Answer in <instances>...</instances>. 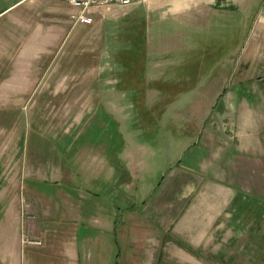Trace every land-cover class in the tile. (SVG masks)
<instances>
[{
    "label": "rangeland",
    "instance_id": "1",
    "mask_svg": "<svg viewBox=\"0 0 264 264\" xmlns=\"http://www.w3.org/2000/svg\"><path fill=\"white\" fill-rule=\"evenodd\" d=\"M169 3L97 8L93 24L85 26L88 32L75 34L76 53L63 49L47 57L45 67L34 70L28 94L0 95L1 178L11 156L20 170L27 162L28 176L19 174L23 187L37 192L44 204L64 207L62 194L71 192L72 203L80 205L78 196L91 193L111 210V229L104 233L86 222L67 221L78 264H134V259L146 264L143 252L152 240L147 264H185L178 254L191 255L189 250L170 232L157 238L148 218L159 186L172 171L203 175L213 151L205 133L217 126L222 107L217 96L244 97L255 108L264 96V35L256 26L264 0H249L243 9L215 8L204 30L189 29L183 17L165 13ZM229 56L227 67H216L218 58ZM96 160H105L114 178L104 174L103 164L101 172L83 175L80 162ZM239 219L230 233L237 242L229 246L223 235H214L223 240L195 249V264H221L213 256L218 251L236 254L235 264H244V216ZM100 234L103 247L84 243V237ZM170 238L174 243L167 245Z\"/></svg>",
    "mask_w": 264,
    "mask_h": 264
},
{
    "label": "crops",
    "instance_id": "2",
    "mask_svg": "<svg viewBox=\"0 0 264 264\" xmlns=\"http://www.w3.org/2000/svg\"><path fill=\"white\" fill-rule=\"evenodd\" d=\"M248 1L170 0L164 10L172 18L183 17L189 29L204 30L209 28L215 8L222 10L236 6L243 9L241 6ZM77 13L63 0H0L1 96L28 94L27 86L34 82V70L45 67L47 57L63 49L69 55L76 51L75 34L88 32L86 25L72 19ZM256 26L264 35V7L256 14ZM231 56L216 61L212 58V62L215 61L216 67L225 68L231 62ZM219 98L222 107L217 111L218 124L205 133L206 142L213 146V151L210 161L206 167L204 165L203 175L196 177L188 172L172 171L159 186L160 194L155 198L148 218L158 231L157 238L161 232L173 234L177 242L189 250L191 255L185 256L193 257L188 259L178 254L179 259L181 257L185 264H195V249H209L215 240H223L214 235H223L224 242L233 246L237 240L230 233L236 231L239 218L244 216L245 237L241 246L246 252L244 264H264V96L259 97L257 108L244 97L217 96V100ZM102 164L104 174L114 178L112 168L105 160L83 161L79 166L83 175H87L93 171L101 172ZM18 165L19 162L9 156L4 160L3 177L2 172L0 176V264H78L74 229L67 221L86 222L104 233L111 229L107 215L111 210L108 206H99L91 193L78 196L81 202L84 201L80 205L76 200V205L72 203L71 192L62 194L63 202H66L64 207L44 204L37 192L26 191L23 187L27 162L23 163L25 168L22 170ZM21 172L25 173L22 179ZM35 175L44 180L39 174ZM61 178L62 173L58 176ZM227 230L229 234H226ZM102 236H86L84 243L93 242L103 247ZM22 240H40L50 249L37 250L38 246L23 244ZM166 243L174 242L170 238ZM131 246L136 248L134 239ZM152 247H155L153 240L143 252L148 260ZM213 256H217L221 264L225 261L237 263L236 254L226 257L218 251ZM166 260L169 261L168 257Z\"/></svg>",
    "mask_w": 264,
    "mask_h": 264
},
{
    "label": "built area",
    "instance_id": "3",
    "mask_svg": "<svg viewBox=\"0 0 264 264\" xmlns=\"http://www.w3.org/2000/svg\"><path fill=\"white\" fill-rule=\"evenodd\" d=\"M45 2H56L61 0H43ZM70 7L77 10V15L73 16L72 19L75 23L81 25H92L93 20L91 13L94 12L97 8L107 7V6H118V7H127L134 3L144 2L146 0H63ZM23 244L32 245V246H41L42 242L40 240H22Z\"/></svg>",
    "mask_w": 264,
    "mask_h": 264
},
{
    "label": "trees",
    "instance_id": "4",
    "mask_svg": "<svg viewBox=\"0 0 264 264\" xmlns=\"http://www.w3.org/2000/svg\"><path fill=\"white\" fill-rule=\"evenodd\" d=\"M177 242V241H176ZM177 244H179L180 246H183L184 248H186V246H184L182 243L177 242Z\"/></svg>",
    "mask_w": 264,
    "mask_h": 264
}]
</instances>
